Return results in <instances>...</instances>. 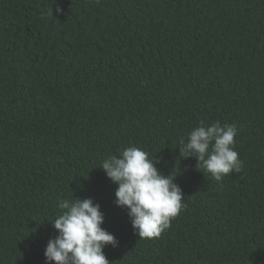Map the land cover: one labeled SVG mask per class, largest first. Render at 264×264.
I'll list each match as a JSON object with an SVG mask.
<instances>
[{"label":"trees","instance_id":"1","mask_svg":"<svg viewBox=\"0 0 264 264\" xmlns=\"http://www.w3.org/2000/svg\"><path fill=\"white\" fill-rule=\"evenodd\" d=\"M201 120L237 127L240 173L180 160ZM131 146L184 193L157 238L99 168ZM75 196L101 206L111 264H264V0H0V264H46Z\"/></svg>","mask_w":264,"mask_h":264},{"label":"clouds","instance_id":"2","mask_svg":"<svg viewBox=\"0 0 264 264\" xmlns=\"http://www.w3.org/2000/svg\"><path fill=\"white\" fill-rule=\"evenodd\" d=\"M56 12H62L59 7ZM54 16V10L49 11ZM238 129L234 124L219 121L208 124L201 120L179 139L180 160L195 158L196 168L216 181L235 172L240 173L243 161L235 149ZM160 161L145 150L131 146L119 155L106 157L99 168L118 187L116 206L127 209L134 232L140 239L159 237L183 209L187 208L182 188L175 183L178 175H165ZM76 197V196H75ZM60 212L49 222L58 231L45 248L46 264H111L105 247L118 246L114 234L103 226L105 215L92 198L63 199Z\"/></svg>","mask_w":264,"mask_h":264}]
</instances>
